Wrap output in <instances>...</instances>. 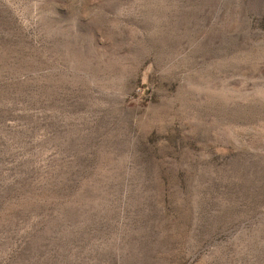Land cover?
Wrapping results in <instances>:
<instances>
[{
	"label": "rangeland",
	"instance_id": "374dc122",
	"mask_svg": "<svg viewBox=\"0 0 264 264\" xmlns=\"http://www.w3.org/2000/svg\"><path fill=\"white\" fill-rule=\"evenodd\" d=\"M0 264H264V0H0Z\"/></svg>",
	"mask_w": 264,
	"mask_h": 264
}]
</instances>
